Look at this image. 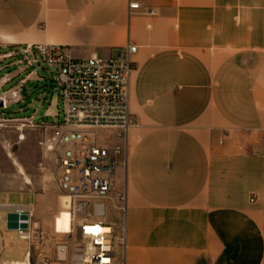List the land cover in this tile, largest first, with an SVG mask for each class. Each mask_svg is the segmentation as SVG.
Wrapping results in <instances>:
<instances>
[{
	"label": "crops",
	"instance_id": "obj_1",
	"mask_svg": "<svg viewBox=\"0 0 264 264\" xmlns=\"http://www.w3.org/2000/svg\"><path fill=\"white\" fill-rule=\"evenodd\" d=\"M127 43L126 263L262 264L264 0H0V59L35 44L109 57ZM6 67L3 87L19 72ZM17 207L32 214L0 202ZM31 253L26 242L9 260Z\"/></svg>",
	"mask_w": 264,
	"mask_h": 264
},
{
	"label": "built area",
	"instance_id": "obj_2",
	"mask_svg": "<svg viewBox=\"0 0 264 264\" xmlns=\"http://www.w3.org/2000/svg\"><path fill=\"white\" fill-rule=\"evenodd\" d=\"M128 8L136 10L139 5L128 3ZM135 50L127 43L116 56L74 58L66 47L35 44L13 53L27 68L38 62V56L54 71L61 111L52 114L45 109L43 115L54 122L35 128L40 129L39 145L52 160L54 181L66 198L69 215L68 241L55 244V263L127 264L125 169L128 133L136 124L129 112L128 86ZM109 209L118 216L109 219ZM9 215L17 217L13 230L18 239L31 245L36 233L44 238L34 229L29 210L14 208L6 213V221ZM8 262L0 258V264ZM50 263L46 256L40 259V264Z\"/></svg>",
	"mask_w": 264,
	"mask_h": 264
},
{
	"label": "rangeland",
	"instance_id": "obj_3",
	"mask_svg": "<svg viewBox=\"0 0 264 264\" xmlns=\"http://www.w3.org/2000/svg\"><path fill=\"white\" fill-rule=\"evenodd\" d=\"M14 52L0 59L1 65H7L4 73L19 70L16 82L8 87L0 86V202L31 203L34 229L45 235L43 239L38 238V233L34 235L31 261L26 259L21 264H40L43 256L50 259V264H64L54 262V253L56 243L68 241L69 215L62 207L52 160L39 145L40 129L35 128L41 122H54L52 117L43 115L46 108L52 114L58 109L61 111L60 104L57 105L58 91L52 81L54 71L38 56V62L27 68ZM120 183L118 179L117 186ZM117 216L116 212L108 210L109 219ZM17 226V217L6 221V213L0 211L1 259L23 257L26 242L17 238L13 230Z\"/></svg>",
	"mask_w": 264,
	"mask_h": 264
},
{
	"label": "bare ground",
	"instance_id": "obj_4",
	"mask_svg": "<svg viewBox=\"0 0 264 264\" xmlns=\"http://www.w3.org/2000/svg\"><path fill=\"white\" fill-rule=\"evenodd\" d=\"M1 99H4L5 100V98L4 97H2L1 96ZM6 101V100H5ZM19 172L20 173H23V170L21 169V168H19ZM27 183H28V180L26 181ZM62 201H63V205H62V207L66 210V198L65 197H63L62 196ZM13 264H21V263H18V262H14ZM25 264H29V263H25Z\"/></svg>",
	"mask_w": 264,
	"mask_h": 264
},
{
	"label": "water",
	"instance_id": "obj_5",
	"mask_svg": "<svg viewBox=\"0 0 264 264\" xmlns=\"http://www.w3.org/2000/svg\"><path fill=\"white\" fill-rule=\"evenodd\" d=\"M2 106V102L0 101V107Z\"/></svg>",
	"mask_w": 264,
	"mask_h": 264
}]
</instances>
